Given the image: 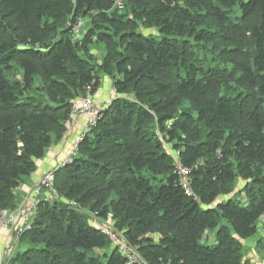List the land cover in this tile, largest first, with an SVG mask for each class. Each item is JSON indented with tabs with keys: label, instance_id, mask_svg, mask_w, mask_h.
<instances>
[{
	"label": "trees",
	"instance_id": "trees-1",
	"mask_svg": "<svg viewBox=\"0 0 264 264\" xmlns=\"http://www.w3.org/2000/svg\"><path fill=\"white\" fill-rule=\"evenodd\" d=\"M115 2L0 0V211L18 205L86 88L105 73L117 94L9 264H128L95 213L149 264H264L243 250L264 216V0Z\"/></svg>",
	"mask_w": 264,
	"mask_h": 264
},
{
	"label": "built area",
	"instance_id": "built-area-1",
	"mask_svg": "<svg viewBox=\"0 0 264 264\" xmlns=\"http://www.w3.org/2000/svg\"><path fill=\"white\" fill-rule=\"evenodd\" d=\"M115 6L119 9H124L125 0H116ZM85 19L79 18L76 23L72 24V37L78 39L83 33L85 25ZM113 99H106L103 103H99L95 99V93H93V87L88 86L85 94L73 103L70 116L67 120V127H71L76 121L79 115H85L87 121L81 131V134L77 141L74 143L71 152L66 159L61 163L58 168H53L44 171L34 182L32 191L35 195L29 203L24 202L18 204L12 209H4L0 211V234L3 230L9 229L11 231V241L8 246L5 247L2 260L0 264H7L11 257L15 254L19 243L24 233L32 228L34 219L36 218L41 201L46 200L54 202L63 198L61 193L56 188V170L67 164H70L76 156L79 144L84 137L91 131V129L97 125L101 119L103 110L111 105ZM176 171L180 176V182L184 187L188 195H194L191 187L190 169L183 166L176 160ZM45 192L47 193L45 195ZM71 205H75L74 200H70ZM92 222L108 235L124 257L128 264H149V262L141 255L137 246L132 245L125 235L117 230L110 222H105L98 219L96 213L92 214Z\"/></svg>",
	"mask_w": 264,
	"mask_h": 264
},
{
	"label": "crops",
	"instance_id": "crops-1",
	"mask_svg": "<svg viewBox=\"0 0 264 264\" xmlns=\"http://www.w3.org/2000/svg\"><path fill=\"white\" fill-rule=\"evenodd\" d=\"M116 96V91L114 88L113 80L110 77L105 78L101 82L98 90L95 93V99L99 103H103L108 98H114ZM87 119L85 115H79L77 121L71 126L67 127L63 138L54 142L52 146L48 149L46 155L38 161L37 171L25 177L24 183L18 190L20 196L19 203L27 202L29 203L35 195L32 191L33 184L35 180L46 170L58 168L61 163L66 159L72 150L74 143L77 141ZM47 193L45 192V195ZM12 238L11 231L5 229L0 234V261L2 260L3 252L6 246L10 243Z\"/></svg>",
	"mask_w": 264,
	"mask_h": 264
},
{
	"label": "rangeland",
	"instance_id": "rangeland-1",
	"mask_svg": "<svg viewBox=\"0 0 264 264\" xmlns=\"http://www.w3.org/2000/svg\"><path fill=\"white\" fill-rule=\"evenodd\" d=\"M86 27H87V24L85 22L84 28H86ZM142 31H143V33L145 35L152 34V35H154V36H156L158 38L161 37V34L158 33V31L155 30V29H142ZM92 52H93V54H95L97 62L101 61L103 59V57L105 56V53H106L105 47H104V45L102 43H94L92 45ZM19 75L20 74H18V76ZM107 77H110V79L113 80L111 76H109V75H107L105 73H102L101 76H100L101 82L103 80H105V78H107ZM115 97H117V94H116ZM114 98H108V99H114ZM129 98L132 99L131 96ZM165 146L167 147L168 151L173 156L176 155L177 152L175 151V149H173L171 147V145H169L168 143L165 142ZM244 184H245V182L241 180L240 183H239V185H238V187H237V189H238L237 190V193L238 194L237 193L234 194V196L237 199H239L243 205L248 203V200H247L246 195L244 193H240L239 192L240 190H242V187H243ZM225 198L226 197H222V199H225ZM204 238H205V240H207L210 243L215 242V240H216V229L215 230H209V231H207L205 233V237ZM262 242H264V216L260 219V221L258 223V231H257V233L254 236H252L251 238H248L246 240H243V243H244V249L243 250H244L245 257L247 259H250L253 262H262L264 260V253L262 252V250L260 248ZM24 244H25L24 241L20 242L19 245H18V248L16 249V251L18 249L22 250L24 248ZM9 262L10 261H8L7 264H9Z\"/></svg>",
	"mask_w": 264,
	"mask_h": 264
}]
</instances>
